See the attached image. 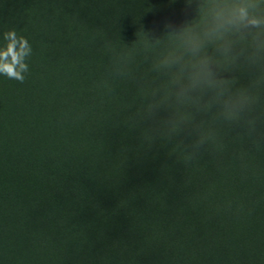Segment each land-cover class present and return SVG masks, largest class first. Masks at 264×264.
Returning a JSON list of instances; mask_svg holds the SVG:
<instances>
[{"label":"trees","instance_id":"trees-1","mask_svg":"<svg viewBox=\"0 0 264 264\" xmlns=\"http://www.w3.org/2000/svg\"><path fill=\"white\" fill-rule=\"evenodd\" d=\"M44 1L21 0L8 17L0 14V33L15 30L32 46L23 84L0 75V264H144L135 250L152 256L159 241V252L181 264L194 250L203 264H264V239L251 247L228 230L264 233V178L245 161L249 140L212 137L220 108L183 103L189 124L177 120L160 103L175 91L173 74L152 80L145 74L148 63L161 72L164 57L136 69L125 64L124 47L137 42L133 31L123 32V16L138 25L128 6L149 1L121 0L113 20L103 8L109 0H47L58 13L39 21L35 11L45 12ZM152 105L157 115L149 120ZM200 139L204 145L185 163L186 150ZM162 161L176 170L165 172ZM189 168L200 178L205 171L230 174L220 188L204 189L188 182Z\"/></svg>","mask_w":264,"mask_h":264},{"label":"clouds","instance_id":"clouds-1","mask_svg":"<svg viewBox=\"0 0 264 264\" xmlns=\"http://www.w3.org/2000/svg\"><path fill=\"white\" fill-rule=\"evenodd\" d=\"M199 7L198 0H185L182 11L187 13ZM206 7L207 13L198 31H193L186 22L177 25L166 21L163 24L166 34L178 36L181 41L177 51L162 62L164 68L175 69L178 73L172 93L178 103L198 101L207 91L214 93L213 100L225 95V80L218 61L207 53L209 45L214 46L215 56L222 58L229 67L236 66L238 61L246 63L253 77L256 69L264 64V0H206ZM2 38L6 43L0 47V75L23 84L29 72L26 61L32 55V46L15 30L5 31ZM238 42H247V47L238 48ZM157 108V105L149 107L147 119L156 118ZM224 109L229 120L245 123L249 135L255 134L253 145L259 150L264 143V133L257 131V117L251 115L250 104L229 96ZM169 124L172 133H180L175 122L169 121ZM204 143L205 140L200 139L192 145L183 156L184 162H192Z\"/></svg>","mask_w":264,"mask_h":264},{"label":"rangeland","instance_id":"rangeland-1","mask_svg":"<svg viewBox=\"0 0 264 264\" xmlns=\"http://www.w3.org/2000/svg\"><path fill=\"white\" fill-rule=\"evenodd\" d=\"M20 1L21 0H0V14L3 11V13H5L4 17L5 18L8 17L6 14V10L12 7L13 4L17 3V5H19ZM147 1L149 2L146 4H140V6H137L136 3L134 2L132 5L128 6V10L133 11L135 13L134 19L135 22L138 23V25L136 26L132 25V23L134 22L130 20V16H131L130 14H127L126 18L125 16H123L124 26H125L124 28L125 30L123 32H127L128 34H131V32L133 31V34H131L130 36L134 38L135 42H137V46L135 49H131L128 46L124 47V56L126 59H128L127 62H125V64H129L128 67L129 69L132 68L136 69L139 67V64L145 66L149 61L151 62L154 59V57H156L157 55L162 56L165 59L166 57L177 51L181 42L180 37L169 35L164 32L163 24L166 21H171L177 25L186 22L189 28H191L193 31H198L207 13L206 0H198L201 7H199L198 9L189 10L187 13L182 11L184 9L185 0H175V2H172V0H147ZM109 3L110 4H108L103 8L106 10L108 17L115 20V17L117 16L115 12L118 11V9H120L121 7H123L122 1L109 0ZM75 6L73 5V7ZM81 7L84 8V6ZM194 7L195 6H193V8ZM58 9L59 8L56 5H54L50 1H47L45 12H42L41 10L40 11L36 10L35 15L39 21H42L46 17L51 18V16H56L58 13ZM157 27L161 29V34H159L160 36L159 39L154 37V30ZM117 30L119 31L120 29ZM119 32L118 35H114V37H117L114 41H118L121 38V35H123V32L121 35H119ZM2 36L3 33L1 32L0 40L2 39ZM232 39L235 40L237 38L232 37ZM161 41H163L166 44L165 47H161L162 45L159 43ZM237 46L238 48L247 47V42H238ZM213 49L214 46L209 45L207 47V53L209 55L214 56L215 59L218 61L219 70L225 80V84L223 85V87L226 89V93L223 97L213 100L214 93L211 91H207L203 94L201 99L193 102V106L199 109L203 108L204 110L207 109L212 110L213 107L215 109L220 108V111L224 112L222 114L223 116L222 119L221 117H219L221 121L219 122L216 131L212 134V137L217 138L218 136H221L226 140L232 139L234 141H238L239 143H243L245 139H248L249 140L247 144L248 152L247 151L246 152L249 153L251 157H249V159L245 161L248 163L249 167H253L264 178L263 143H261L259 150H257V148L253 145V138L255 134L250 136L242 132L239 128L240 127L239 123L236 121L229 120L226 116L224 109V105L227 101V98L230 95H234L235 93L237 94L246 93L250 97V99L248 100V104H250L252 108L251 115L257 117V124H256L257 131L264 133V64H262L259 68L256 69V76L253 77L252 72L246 63H244L243 61H238L236 66L229 67L228 65L225 64L222 58L215 56ZM152 66H153L152 64L148 63L145 69V74H147L150 80H152L153 76H157V78L162 79L161 77L162 75L173 74L175 78L178 75L175 69L169 70L162 66L160 69L161 72L159 71L156 72L155 70H153ZM158 83L162 85V82H157L156 84L158 85ZM160 103L163 105L165 103L166 106H169L170 107L169 110L172 111L173 113L174 112L176 113L177 120L181 119L183 120L184 123L186 124L188 123L189 121V119H187L188 113L185 112L186 110L185 107L181 106L183 103H178L175 97L172 95V93L169 96H164L163 98H161ZM206 105H210V106L206 107ZM224 118L226 120H224ZM226 121H229L232 124V126L229 129H227V131H225L224 128L222 127L223 122L225 125ZM197 123L200 124L199 119H197ZM211 123L213 124V120H211ZM244 125L246 124L243 123L241 126ZM186 151L188 152L190 150L188 149ZM175 155H179V154H175ZM230 157L232 159L231 161L236 159L233 151L231 152ZM162 162L164 163L162 164V166L165 167V172L170 173L176 170V165L174 163L168 161H162ZM198 171L199 170L197 169H193V170L191 169L190 171V168L187 170V173L189 175L188 182L194 181V179H196V181H198L200 186L204 189L220 188L223 183L228 182L226 177H228L230 174L228 169L225 170L226 174L225 172H214L210 175V172L205 171V175L203 174L204 178H200L199 177L200 172ZM234 177H237L236 173L234 174ZM239 186H242V188L246 187L241 182ZM231 189H234V186H232ZM231 189L230 191H232ZM116 192L117 189H110L108 191V194L115 195ZM228 230L229 233L231 234H237L241 237L243 236L246 237L248 239L247 243L251 247L256 245L259 238L262 240L264 239V233L262 232V230L254 228L252 226L249 228L246 227L244 229L240 226H236V227H231ZM192 243L193 242L191 241L190 244ZM162 245H163L162 242L160 241L159 243L156 242V246L154 247L156 253H154L152 256H149L148 254L141 252L140 249L135 250V252L139 254L138 255L139 257L144 258L145 261L144 264H151V263L181 264L182 263L179 260H176L172 255L170 256L169 254L166 255L164 252H159V249L162 250ZM190 247H191L190 249L195 248L192 245ZM198 252L199 250L191 251V258H190L191 260L185 263L203 264L201 261L202 259L199 260L194 256L197 255L199 257ZM213 260L216 262V257Z\"/></svg>","mask_w":264,"mask_h":264}]
</instances>
